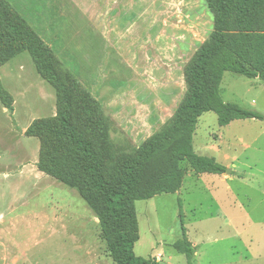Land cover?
<instances>
[{
  "label": "rangeland",
  "instance_id": "1",
  "mask_svg": "<svg viewBox=\"0 0 264 264\" xmlns=\"http://www.w3.org/2000/svg\"><path fill=\"white\" fill-rule=\"evenodd\" d=\"M4 1L41 40L105 171L173 116L188 91L185 65L214 22L205 0ZM16 46L0 61V264H115L78 189L39 167L35 126L57 123L63 103L29 47ZM262 82L225 72L220 94L252 109ZM81 92L98 103L102 130L81 113ZM248 122L224 128L212 111L198 118L195 152L235 172L198 175L184 162L176 193L135 201L137 256L187 264L173 247L185 234L196 246L193 264H264V136L252 142L263 123Z\"/></svg>",
  "mask_w": 264,
  "mask_h": 264
},
{
  "label": "trees",
  "instance_id": "2",
  "mask_svg": "<svg viewBox=\"0 0 264 264\" xmlns=\"http://www.w3.org/2000/svg\"><path fill=\"white\" fill-rule=\"evenodd\" d=\"M205 1L213 14V30L209 41L201 44L185 65L188 80L185 97L170 120L133 155L121 159L114 167H106L105 171L103 150L96 145V136L73 120L68 88L47 60L41 40L0 0V61L15 51L18 44L29 47L61 94L63 106L58 122H40L35 126L42 138L43 159L39 167L78 189L98 219L99 236L115 264H156L133 251L139 238L135 201L176 193L185 174L186 169L181 167L184 162L198 175L226 171V166L213 157L194 150L193 135L203 113L214 112L220 126L235 119L264 121L260 112L226 102L220 94L225 72L264 80V0ZM74 89L78 90L77 82ZM0 95L6 99L2 91ZM80 97L81 113L89 124L102 130L105 124L98 103L83 92ZM173 247L185 256L187 264H193L196 247L185 234L173 242Z\"/></svg>",
  "mask_w": 264,
  "mask_h": 264
},
{
  "label": "crops",
  "instance_id": "3",
  "mask_svg": "<svg viewBox=\"0 0 264 264\" xmlns=\"http://www.w3.org/2000/svg\"><path fill=\"white\" fill-rule=\"evenodd\" d=\"M253 79H257L259 81H264V80H261L259 78H253ZM255 83H257V82H255ZM262 83H264V82H262ZM260 85H263V87H264V84H260ZM249 109H251V108H249ZM252 110L258 111V112H260L261 114L264 115V97H262V94L261 95L258 94V95L252 96ZM248 121H252V125H257V123H263V125L258 124L260 129L256 130L255 132L252 133V135H253V139H252L253 141L252 142H254V144H255L258 141L259 138L264 136V121L259 120V119H255V118H252V119H235V120H232L230 123H228L227 125H225L223 127L224 128L231 127L234 123L235 124L249 123ZM225 157L228 158V155H225ZM232 172H235V171H233L232 169H228V172L225 171L222 174H231Z\"/></svg>",
  "mask_w": 264,
  "mask_h": 264
},
{
  "label": "water",
  "instance_id": "4",
  "mask_svg": "<svg viewBox=\"0 0 264 264\" xmlns=\"http://www.w3.org/2000/svg\"><path fill=\"white\" fill-rule=\"evenodd\" d=\"M227 172H228V170H227Z\"/></svg>",
  "mask_w": 264,
  "mask_h": 264
}]
</instances>
